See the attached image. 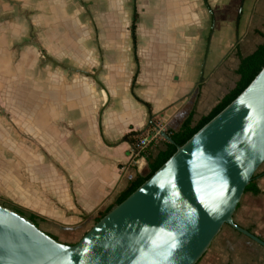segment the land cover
Masks as SVG:
<instances>
[{
    "label": "crops",
    "instance_id": "obj_1",
    "mask_svg": "<svg viewBox=\"0 0 264 264\" xmlns=\"http://www.w3.org/2000/svg\"><path fill=\"white\" fill-rule=\"evenodd\" d=\"M113 1L117 3L104 0L101 5L96 0V13L106 33H94L90 48L73 47V64L63 68L66 72L61 77L73 76L66 77L52 91L47 89L49 85H43L45 154L34 157L38 161L32 163L39 177L33 178L28 188L12 177V186L20 191L13 202L41 216L40 222H46V226H37L50 236H54L53 231L63 232L62 227L72 230L62 234L67 239L57 238L67 244L77 242L93 224L92 218L106 210L131 180L147 175L149 163L170 144L151 125L147 126V107L154 114L152 121L168 135L179 129L190 112L192 124H196L237 81L239 58L251 54L264 42V0H246L238 38L234 41L231 33L222 34L225 43L215 49L199 81L202 51L197 33H184L178 45L181 47L153 44L164 31L179 30V20L187 11L192 19L190 30L199 29L205 18L210 23L211 15L202 0H190L191 11L184 6L186 0H156L160 26L158 29L154 20L151 25L156 26L158 33H133L134 38L130 29L136 15L133 9L128 33H114L125 37L124 45L111 43L116 27L108 22L103 5ZM118 1L124 7L122 12L126 4L129 11L130 0ZM213 1L207 0L211 12ZM29 3L30 0H0V23L3 19L17 21L16 11L22 7L29 19L43 22L44 31L53 29L52 22L61 26V17L49 16V12L54 13L53 7L40 9L38 5L29 7ZM173 12L178 17L176 21ZM185 43L190 47L182 46ZM69 51L72 50L66 52ZM143 138L149 142L139 148ZM41 161L40 170L37 167ZM263 171L264 166L257 173ZM256 186L259 193L242 195L233 221L264 241V174L256 177ZM196 264H264V249L223 225Z\"/></svg>",
    "mask_w": 264,
    "mask_h": 264
},
{
    "label": "water",
    "instance_id": "obj_2",
    "mask_svg": "<svg viewBox=\"0 0 264 264\" xmlns=\"http://www.w3.org/2000/svg\"><path fill=\"white\" fill-rule=\"evenodd\" d=\"M211 34L212 27L206 50ZM147 110V126L175 152L72 244L0 204V264H196L223 225L264 249L263 240L233 221L245 187L264 162V66L181 146Z\"/></svg>",
    "mask_w": 264,
    "mask_h": 264
},
{
    "label": "rangeland",
    "instance_id": "obj_3",
    "mask_svg": "<svg viewBox=\"0 0 264 264\" xmlns=\"http://www.w3.org/2000/svg\"><path fill=\"white\" fill-rule=\"evenodd\" d=\"M245 1L218 0L216 2L215 0L211 2L213 18L210 23L208 21L206 23L207 18H205L204 24L200 26L197 24V27L199 26L197 30L189 29L192 19L187 11L184 18L179 20L180 25L187 28L180 26L179 30L169 33L163 30L164 32L157 37L153 45L178 46L181 45L184 33H197L200 36L197 38L198 41L200 40L201 48L199 49L202 51L199 60L201 73V67L203 66L204 69L208 65L207 62L212 61L215 49L221 48L225 43L222 39L223 33H231L234 41L238 38L243 24L240 18ZM99 2L102 5L104 0ZM128 4H131L129 11L126 4L124 12H122L124 7L118 0L117 3L113 1L103 5L108 22L116 27V31L112 32L114 35L112 45H124L125 37H117L114 33H121V31L128 33L133 9L136 11L135 33H158L156 26L159 29L160 25L157 22L156 11L160 7L156 5V0H146V2L130 0ZM36 5L40 9L43 6L53 7L54 13L49 12V16L50 18H55V15L61 17V26L57 27L55 22H52L54 30L44 31V24H41L43 22L36 18L33 21L29 19L25 8L22 7L16 11L18 19L14 21L15 23L11 20L5 21L6 19L0 23V37L3 38L0 44V204L17 205L26 213L31 211L13 202V197H17L20 191L12 186V177L23 188H28L32 186L33 178L40 175L36 174L37 171H34L32 163L38 161L37 158L33 159L34 157L42 158L45 154L42 145L45 123L42 110L43 85L46 83L50 86L47 89L52 91L61 81L64 82L66 77L73 76L61 77V74L66 72L63 68L73 64L72 59L75 56L73 47L81 45L84 49L90 48L94 33H106L105 27L100 24L99 14L96 13V0H30L29 7ZM184 6L190 10V0H186ZM7 13L10 14L9 11ZM165 18L164 16V20L160 21L162 26L165 24ZM173 19V21L178 20L174 12ZM153 20L156 23L154 28L151 25ZM211 27L212 34L206 50ZM182 46L190 47L186 43ZM192 48L191 56L194 53V46ZM67 49L72 51L66 52ZM67 73L69 74V71ZM11 161L13 163L10 164ZM263 166L264 162L256 173ZM37 168L42 169V161ZM37 222L41 226H46V222H40V220ZM62 228L63 232L53 231L54 236L67 239L62 234L72 230Z\"/></svg>",
    "mask_w": 264,
    "mask_h": 264
},
{
    "label": "trees",
    "instance_id": "obj_4",
    "mask_svg": "<svg viewBox=\"0 0 264 264\" xmlns=\"http://www.w3.org/2000/svg\"><path fill=\"white\" fill-rule=\"evenodd\" d=\"M134 20L131 25L132 38H134ZM264 66V42L260 44L251 54L239 58V64L236 69V74L238 75L237 81H235L232 86H230L218 103L206 114L202 116L196 124H192V114L190 112L188 116L181 123L177 131H172L169 136L174 141L175 145L181 146L184 144L194 133H196L203 125H205L210 119H212L217 113H219L225 106H227L233 99H235L244 88L252 81V79L257 75V73ZM175 152V146L169 144L167 149L158 154V157L149 163V172L145 176H137L127 185V187L116 197L114 202L103 212L97 213L93 218V223H96L100 218H102L106 213H108L117 204L122 202L127 196H129L136 188H138L147 178H149L173 153ZM262 173H254L251 181L245 187V192H251L253 194L259 193V189L256 186V177ZM8 206L14 209L20 215L25 216L28 220L33 222L36 226L37 221L43 218L33 212H25L22 208L17 205L9 203ZM84 218H87L84 216ZM54 239V236H52Z\"/></svg>",
    "mask_w": 264,
    "mask_h": 264
},
{
    "label": "built area",
    "instance_id": "obj_5",
    "mask_svg": "<svg viewBox=\"0 0 264 264\" xmlns=\"http://www.w3.org/2000/svg\"><path fill=\"white\" fill-rule=\"evenodd\" d=\"M149 142V139L148 138H143L139 141L138 143V147L139 148H143L145 145H147V143Z\"/></svg>",
    "mask_w": 264,
    "mask_h": 264
}]
</instances>
